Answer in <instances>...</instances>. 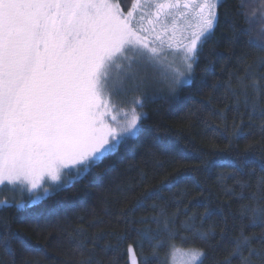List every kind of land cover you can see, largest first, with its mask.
Masks as SVG:
<instances>
[{
	"label": "snow or ice",
	"instance_id": "snow-or-ice-1",
	"mask_svg": "<svg viewBox=\"0 0 264 264\" xmlns=\"http://www.w3.org/2000/svg\"><path fill=\"white\" fill-rule=\"evenodd\" d=\"M227 4L0 0V213L30 209L120 148L134 154L144 137L147 155L169 153L176 166L154 183L162 163L117 186L114 222L77 217L61 234L70 246L64 264H169L177 252L181 264H264V0ZM221 40L228 56L221 75L229 63L232 70L213 82L198 111L212 118L201 120L204 133L226 143L169 145L161 124L148 123L150 112L183 106L182 92L202 58L204 71L213 67ZM214 173L227 199L203 183ZM178 184L199 192L164 196ZM36 243L0 214V264H43Z\"/></svg>",
	"mask_w": 264,
	"mask_h": 264
},
{
	"label": "trees",
	"instance_id": "trees-1",
	"mask_svg": "<svg viewBox=\"0 0 264 264\" xmlns=\"http://www.w3.org/2000/svg\"><path fill=\"white\" fill-rule=\"evenodd\" d=\"M128 2L130 3V0ZM232 3H235V0H228L226 6ZM223 24L224 19L222 17L221 29H218L216 33L217 38L220 37ZM209 47H211V43L205 46V54H207ZM210 59L213 67L207 71H204L206 61L203 58L201 59L194 83L186 86L182 92V96L185 98L182 107L170 108L168 105H164L158 112H150L151 119L148 123L158 122L161 124V131L162 133L166 132V142L169 145L188 144L189 148L195 146L196 148L208 150L213 143L221 148L226 143V141L213 140L210 134L206 135L204 133V125L201 120L203 118H212L207 117L206 113L198 111L202 107L199 101L211 93L213 82L216 79H226L227 72L232 70L233 64L229 63L225 73L221 75V69L225 67V63L228 60L223 40L216 45V54L212 55ZM220 91L222 92L223 90L221 89ZM213 104L217 105L218 102L214 100ZM218 106L223 107L222 104ZM150 107L155 109L156 105H151ZM216 122L219 123V121ZM136 143L139 147H137L134 154H129L123 147L120 148L117 152L104 159L102 163L92 169L91 173L79 182L72 184L71 187L63 191L55 192L30 209L17 210L13 208L0 214L11 217L13 228H26L33 241L39 240L35 247L38 249L45 248L43 264H64L70 246L67 243H61V234L64 229L70 230L78 224L77 217L82 216L86 221L100 217L105 222L110 220L114 222L115 213L118 207L122 206L116 196L115 190L117 186H124L131 181H138L140 179L139 173L142 171L148 172L151 176L157 164L162 163L163 169L158 170L159 174L152 177L151 182L154 183L165 171L171 172L176 166L168 159L169 153H158L154 156L147 155L143 147L145 143L144 137H140ZM237 144L241 149L244 147L243 141H237ZM220 171L221 169H216L215 173ZM215 173L210 176L205 174L203 183L216 193L218 197L227 199L220 196L221 186L216 182ZM98 176L101 178H98ZM231 183V181H228V184ZM185 187L189 189L191 196H196L199 192L198 188L193 189L191 185L178 184L171 192L165 190L164 196L168 198L176 196L185 199L182 194ZM106 197L107 203H105ZM126 202L124 201L123 203ZM215 202L216 197L213 198V204ZM148 203H152V201L150 200ZM232 207L235 210L237 204L234 203ZM174 210V207L168 209L169 212ZM190 210L202 211L203 209L192 207ZM106 212H110L112 215H107ZM139 214L137 213V215ZM181 218L183 219V217ZM46 223H51L54 227L45 228ZM20 258L21 254L18 253L17 260L19 261Z\"/></svg>",
	"mask_w": 264,
	"mask_h": 264
},
{
	"label": "rangeland",
	"instance_id": "rangeland-1",
	"mask_svg": "<svg viewBox=\"0 0 264 264\" xmlns=\"http://www.w3.org/2000/svg\"><path fill=\"white\" fill-rule=\"evenodd\" d=\"M189 34H190V31L185 32V35H189ZM177 37L179 38V33L177 34ZM112 100H113V102H116L117 98L112 97ZM120 107L123 108L124 106L121 105ZM118 118H122V117L118 115ZM3 197H4V194H0V199H2ZM183 259L184 258L181 256V254L179 252H177L174 257L170 255L169 262H170V264H181Z\"/></svg>",
	"mask_w": 264,
	"mask_h": 264
}]
</instances>
